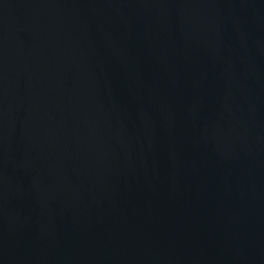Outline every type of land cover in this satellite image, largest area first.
<instances>
[{"label":"water","instance_id":"95a60500","mask_svg":"<svg viewBox=\"0 0 264 264\" xmlns=\"http://www.w3.org/2000/svg\"><path fill=\"white\" fill-rule=\"evenodd\" d=\"M0 264H264V0H0Z\"/></svg>","mask_w":264,"mask_h":264}]
</instances>
